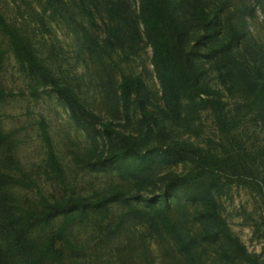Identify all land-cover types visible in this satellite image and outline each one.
I'll list each match as a JSON object with an SVG mask.
<instances>
[{"label": "rangeland", "instance_id": "374dc122", "mask_svg": "<svg viewBox=\"0 0 264 264\" xmlns=\"http://www.w3.org/2000/svg\"><path fill=\"white\" fill-rule=\"evenodd\" d=\"M169 1L182 31L180 41L199 72L200 84L227 104L239 123L235 135L240 145L258 159L244 185H227L218 198L231 237L264 264V105L260 109L249 105L254 94L264 92V0ZM113 6H121L123 12L111 18L108 8ZM201 8L211 25H205ZM0 12L56 81L70 87L82 105L100 119L112 120L133 134L142 149L184 142L205 150L217 147L220 136L212 114L203 108L204 96L186 99L180 119L170 116L139 0H0ZM2 45L9 47L7 41ZM2 73L6 89L15 93L0 103L3 129L17 132L16 138L22 142L16 156L39 185L38 189L19 190L21 204L25 206L28 199L61 202L71 195L93 197L114 187L128 195L136 193L141 183L117 169L87 164L105 154V140L90 124L74 119L67 103L47 81L22 72L13 53L8 54ZM122 73L140 75L148 90L142 97L145 109L133 104L129 120L119 100ZM32 88L37 89L36 96L31 94ZM42 119L65 170L64 186L46 181L42 172L46 159L38 125ZM75 155L83 162H75ZM192 169L189 161L156 165L141 179L143 196L160 195L170 177ZM171 203V216L184 235L202 232L203 224L196 219L199 204L179 197H173ZM133 205L143 208L138 202ZM126 209L112 204L77 218L69 239L78 250L66 251L65 264H186L187 257L176 250L170 237L155 224L132 218ZM55 224L35 231L32 238H45ZM222 247L223 241L199 244L194 249L197 263L222 264Z\"/></svg>", "mask_w": 264, "mask_h": 264}, {"label": "trees", "instance_id": "16d2710c", "mask_svg": "<svg viewBox=\"0 0 264 264\" xmlns=\"http://www.w3.org/2000/svg\"><path fill=\"white\" fill-rule=\"evenodd\" d=\"M139 2L145 36L153 50L152 61L160 80L162 99L170 116L180 119L186 99L204 96L203 108L212 114L220 136V141L215 143L217 147L205 150L184 142L142 149L133 134L121 130L112 120L100 119L82 105L70 87L56 81L29 43L0 12V103L7 97L15 96L13 91L6 89L2 73L8 54L13 53L22 72H28L35 80L47 81L67 103L74 119L78 123L90 124L95 134L105 140V154L94 162L88 161L89 166L114 168L122 176L143 184V176L158 164L177 161L193 164L191 172L170 177L164 191L157 196H143V187L138 184L136 193L132 195L114 187L93 197L71 195L61 202H50L46 198L40 202L28 199L24 206L20 203L19 190L38 189L39 185L16 156V149L22 142L16 138L17 132H6L0 119V264H65L66 251L75 253L78 250L69 239L75 220L112 204L124 205L126 213L132 218L159 227L171 238L176 250L187 257L186 264H198L194 249L199 244L222 241L219 254L222 264H259L258 259L248 253L237 238L231 237L228 224L221 215L218 198L225 186L244 185L245 177L255 168L258 159L240 145L235 135L239 123L227 110V104L211 88L200 84L199 72L180 41L182 31L170 1ZM119 12H123L121 6L108 8L111 18ZM201 15L205 25H211L202 8ZM6 41L8 48L2 45ZM37 92L36 88L31 89L33 96ZM147 94L146 84L140 75L121 74L119 100L127 120L130 119L133 104L137 103L140 109H145L142 97ZM249 105L260 109L264 105V92L254 94ZM38 125L46 149L42 172L46 181L64 186L65 170L53 148L48 125L44 119ZM74 158L75 162H83L78 155ZM173 197L200 205L196 219L203 224L202 232L186 236L179 230L171 216ZM133 202L141 203L143 208H138ZM54 223L57 224L45 238H32L35 231H45Z\"/></svg>", "mask_w": 264, "mask_h": 264}]
</instances>
